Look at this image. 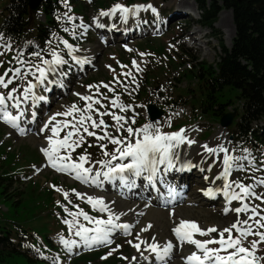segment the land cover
Listing matches in <instances>:
<instances>
[{"label":"rangeland","instance_id":"rangeland-1","mask_svg":"<svg viewBox=\"0 0 264 264\" xmlns=\"http://www.w3.org/2000/svg\"><path fill=\"white\" fill-rule=\"evenodd\" d=\"M6 2L7 0H0V21L2 19L1 12ZM116 3L126 6L152 4L157 9L158 16L150 10L147 12L142 11L138 18L130 19L127 24L120 23L118 18H98L100 11H107L110 6ZM68 4L71 7L69 15L73 16L74 19L69 22L64 18V14L68 9L65 8L64 0H62L61 8L55 11L52 18L56 21L55 24L57 23V26L49 30L51 35L45 40L43 45L35 41L33 29H31V32L28 31L27 33L30 35L21 41H9L0 32V37H2L0 39V51H4V45H11V50L0 56V61H5L3 67H0V74L9 66H18L15 65L14 61L12 65L7 63L12 61L13 56L18 51L24 53L25 59H33L30 53L43 50L42 55L46 59H50L48 52L55 49L69 60V65L63 67V71L68 73L67 77L64 78L65 86L63 88L52 85L49 91H44L43 88L36 90L38 95L45 96L47 100L41 101L33 108L36 112V119L34 122L28 123V125L24 121L32 119L31 113H25L24 121H21V127L25 129V134H20L19 131L0 120V174L14 173L12 183H5L6 188L4 190L0 187V229L10 231L15 237V241L19 244L23 242L22 248H20L21 252L5 254L0 264H52L53 257L57 258V264H127L132 262V257L135 254L138 257L140 255L128 243L129 240L133 241V243H139L136 239V234L139 233L140 235L142 229L140 222L132 224L131 235L125 236L121 232L114 233L111 245L94 246L91 249L74 248L69 253L59 243L61 235L68 239H78L69 233L68 226L63 223L65 219H71L68 213L64 211V207L74 212L78 210L74 206L78 205L79 209H83L90 216L107 219L105 213L94 210L86 202V196L84 198L77 197V192L87 194L86 185L66 173L57 172L48 164L46 157L40 151L41 147L48 146H43L38 137L40 128L49 119V116L58 111H63L66 106L73 103H76L79 107H84L85 102L80 100L74 93L94 95L95 99H100L101 104L106 106V109L101 108L100 111L107 110L117 115L125 116L126 119L135 116L136 123L132 125L133 128L141 127L145 123H153L165 133L176 132L182 128L185 129V135L189 139L196 141L195 146L190 150L193 154L197 152V147L204 144L216 147L220 141H223L227 148L231 147L229 148V153L232 151L231 155L233 156L242 155L243 149H248L256 157L257 164H259L261 159H264L261 156L264 153V145L263 147L259 145L244 147L231 134L232 125L222 127L216 120L218 117L212 118L202 115L199 110H195L197 105L195 104L194 106L192 103H194L196 97L188 102L189 98H191L189 93L195 94L200 89L199 82L196 81L194 76L195 68L199 65L192 62V59L198 58V61L205 65L213 64L222 53L221 44L225 48L231 46L232 38L235 35V25L230 9L220 5L215 21L210 26H207L198 22L200 15L195 0H189L187 5H184L180 0H75L70 2L68 0ZM182 9L184 14L181 13ZM227 13H230L233 25V34L231 36H229L231 32L230 26L222 24V19L228 16ZM43 18V14L38 12L31 17V21L35 24L42 22ZM94 18H98L99 22L104 23L106 27L97 28ZM79 24L88 25L89 27L86 32L83 28L75 29L76 38H73L71 31L65 32L63 30L64 28L71 30L73 25ZM112 24H115L116 27H111ZM124 31L126 32L124 33ZM80 33L84 34L81 36ZM111 33L113 36H111ZM200 34H205V36L202 38ZM61 38L79 47L80 51L76 55L89 57L91 63L80 66L72 62L70 57L66 55L67 50L60 43ZM193 40L197 44L192 43ZM49 41H52V43L49 44ZM129 48L133 51H128ZM141 53L145 55L141 56ZM133 60L139 64L140 71L133 67ZM121 65L127 67L121 68ZM129 70L135 77V83L132 82L131 77L122 75L123 72ZM117 80L120 83H117ZM20 84L21 82L19 81L14 82L13 85H10V88H20ZM102 84H108L114 91L109 92L108 89L103 87H100V94L98 95L95 94V87L89 91L90 85ZM122 85H126V87ZM189 88L193 90L190 92ZM201 89H203L202 85ZM146 90L147 93H144ZM177 93L189 95L187 98L182 99L181 102L173 103L171 96ZM222 94L231 97L229 101L232 104L227 108V111L235 113L241 111V103L234 100V92L232 90L224 91ZM104 96H107L108 99H105ZM116 96H119L120 103L131 106L126 112H120L118 108L111 106L110 101ZM22 104L25 105L26 103ZM149 104L155 105L157 109L159 108L163 112L159 119L154 122L148 120L146 109ZM94 107H99V105H94ZM12 111L16 114V110ZM27 111L29 110L27 109ZM206 117L210 119L206 120ZM94 118H96L95 114ZM103 118L107 124H115V121L110 116ZM57 119H64V117H57ZM186 120L187 122H185ZM258 125L264 126V118L258 122ZM96 131L98 134H103L100 130ZM109 131L113 135H126L123 130L120 133H116L115 129L111 127ZM48 133L49 131L46 130L45 134ZM63 135L64 133L61 132V137ZM99 143L101 142H98L94 137H88L87 143L72 154L73 159L82 154L86 148L91 159L85 167H93L94 171H102V166L95 162L107 160L110 157L103 156ZM103 143L108 142L104 141ZM88 144L93 146L88 147ZM114 147L108 144L106 150L111 151ZM195 157L196 155L190 158L192 165L198 163L196 167H192L194 169L191 173L174 170L168 172L171 178L177 172L185 174V177L181 178L179 186H176L180 195L179 199L175 201L177 203L175 208L188 209L198 217L197 220L203 228L215 225H218V229H222L223 226L228 227V225L225 224V226L223 224V220L228 214H219V200L222 199L219 192H217L218 198L211 202L201 200L199 193L198 199L200 201L198 203L192 205L190 202H185L188 196L184 195L186 193L184 191L191 188L194 192L197 187L208 186L205 185L207 182L205 183L204 177L208 175L209 170L206 171L204 167L200 166L203 161ZM113 163L116 162L113 161ZM201 169L204 170L201 171ZM195 171L196 178L190 181H196L186 185L183 180L186 177H194ZM234 174L236 179H241L245 184L254 182L252 179H246L245 177L264 178V170L256 171L255 173L251 171L246 173L234 172ZM142 181L150 189L151 185L143 177ZM7 182L9 181L7 180ZM138 183L132 190L137 189V192L145 194L149 200L154 202L156 194L154 195L151 189L148 193H145ZM56 188L68 192V199L64 198L63 192H57ZM256 191L264 192V187L257 186ZM110 193L112 194L113 192ZM105 195L106 193L103 190L94 189L91 196L103 198ZM251 203L259 204L260 201L253 200ZM61 205H64V207H61ZM238 205L239 202L235 201L230 209H234ZM261 208H264V204H261ZM79 219L80 223L91 227L82 217ZM250 223L252 222L250 221ZM150 224L152 227L142 234V238L149 243L153 242V237H155V240L161 237L162 229L165 231L163 226H161V229L156 224ZM233 234L238 235L235 231ZM212 237L218 238L215 233L212 234ZM196 238L203 240L210 237L197 236ZM253 239H257V237L250 236L244 242L245 246H249V242ZM113 249L115 251L108 255L109 251ZM193 249L194 246L185 245L182 250H178L177 254H174L171 264H181V257ZM257 254L264 256V244L260 245ZM102 257H106V259H102Z\"/></svg>","mask_w":264,"mask_h":264},{"label":"snow or ice","instance_id":"snow-or-ice-1","mask_svg":"<svg viewBox=\"0 0 264 264\" xmlns=\"http://www.w3.org/2000/svg\"><path fill=\"white\" fill-rule=\"evenodd\" d=\"M64 6L68 9L64 14V18L71 22L74 17L69 15L71 7L68 4V0H64ZM149 10L158 16L157 9L152 4L126 6L116 3L107 11H100L98 18H118L120 23L127 24L130 19L138 18L142 11L147 12ZM98 18H94L95 26L97 28H105L106 25L99 22ZM88 27V25L79 24L73 25L71 30L69 28H64L63 30L65 32L71 31L73 38H76L75 29L83 28L86 32ZM111 27L115 28L116 25L112 24ZM83 34L80 33L81 36ZM48 43L51 44L52 41ZM60 43L67 50L66 55L76 65L83 66L91 63L89 57L76 55L80 51L79 47L62 38ZM3 48L4 51H0V56L10 51L11 45L6 44ZM42 51L37 50L30 53L33 59H25L24 53L18 51L13 56L12 61L7 62L12 65L14 61L15 65L18 66H9L0 74V120L13 129L18 130L22 135L25 134V129L21 127V121H24L27 111V109L21 107L22 103L30 101L29 107L35 108L41 101L47 100L45 96L38 95L36 90L43 88L44 91H49L52 85L63 88L65 86L64 78L68 75L67 72L63 71V67L69 65V60L64 55L52 49L48 52L51 58L46 59L42 55ZM128 51L133 50L129 48ZM143 55L145 54L141 53V56ZM4 63L5 61H0V67H3ZM132 65L137 71L141 70L137 61L133 60ZM124 67L127 66L121 65V68ZM122 75L131 77L132 82L135 83V77L131 70L123 72ZM17 81L21 82L20 88H10V85ZM117 83H120V81L117 80ZM122 86L126 87V85ZM93 87L96 89V95L100 94V87L108 89L109 92L114 91L108 84L90 85L89 91ZM74 95L85 102L84 107H79L76 103L66 106L63 111H58L51 115L39 130L40 133H44L46 130L51 133L45 137L48 141V146L40 149L48 164L57 172L66 173L88 187L102 188L105 181L110 183L118 181L122 188L132 189L136 187V179L143 177L163 197L160 189L156 187V182L159 181L166 188L167 196L171 198L165 199L162 206L167 207L173 203L180 193L177 192L176 187L166 181L164 178L165 174L174 169L176 171H184L195 166L191 164V161L181 162L179 151L181 146L187 145L191 147V145L196 143L195 140L189 139L185 135L186 130L182 128L176 132L165 133L153 123H145L141 127L133 128L132 125L136 123L135 116L126 119L125 116L117 115L107 110L100 111L101 108L106 109V106L101 104L100 99H95L94 95H83L80 93H74ZM104 98L108 99L107 96H104ZM110 103L113 108H118L120 112H126L131 107L120 103L119 96L111 99ZM94 105H99V107H94ZM12 110H16V114ZM94 114L96 118H94ZM105 116H110L115 121V124H107L103 118ZM57 117H64V119H57ZM31 118V121L24 122H34L36 119L35 111L31 112ZM110 127L114 128L116 133H120L123 130L126 135H113L109 131ZM96 130H100L103 134H98ZM61 132L64 133L62 137ZM88 137H94L98 142H101L99 147L103 156L110 157L107 160L95 162L101 165L102 168L107 169L106 171H94L93 167H85L91 159L86 148L82 154L73 159L72 154L87 143ZM104 141L108 143H103ZM108 144L115 146L113 150H106ZM92 146V144H88V147ZM202 147L209 156H219L220 153H223L222 170L216 176V180L223 181L222 188L216 191L209 188L204 194L209 197H215L217 192H222L227 204H231L233 201L240 202V206L234 209H230L227 206L224 208L225 214L230 211L234 212L236 220L230 226L218 229L215 226L203 228L195 220L180 219L171 228L175 243L172 240H168L163 244L157 242L149 243L140 239V235L137 233L136 239L139 243L128 241L140 254L139 257H132V260L137 261V264H140L141 261L147 262V264H171L175 250L178 248L182 250L185 245L194 246L195 250L181 257L183 264H264V256L257 254L260 245L264 244V231H262L264 229V208H261V204H264V192L256 191L257 186L264 187V178L245 177L254 181L248 184H245L241 179H230L234 172L246 173L251 171L255 173L256 171L264 170V159H261L259 164H257L256 157L248 149H243L242 155L233 156L223 144H219L216 147H209L204 144ZM261 156L264 157V153ZM113 161H119V163H113ZM124 161H127V163ZM161 166H163V169ZM203 170L201 169V171ZM208 170H212L211 166H209ZM56 191L63 192L64 198L68 199V192L60 188H56ZM76 195L78 198L86 196V202L94 210L100 213H107V219L90 216L83 209H79L78 205L74 206L78 209L74 212L61 205L71 217V219H65L63 223L68 226L69 233L78 238L68 239L62 235L59 237V243L67 252L71 253L74 248H80L81 246L85 249H91L94 246L111 245L113 242L112 236L117 231H120L125 236L132 234L133 225L118 223L121 216L126 215V213L115 212L109 204L105 203L102 197H93L79 192ZM253 200L260 201V203L252 204L251 201ZM140 214L142 215L143 213ZM241 214H247L246 218L241 219ZM80 217L91 227L80 223ZM151 227L152 225L148 224L141 231L147 232ZM234 231L238 235H234ZM214 233L217 234L218 238L212 237ZM197 236L210 238L201 240L196 238ZM250 236H255L257 239L251 240L249 246H245L244 242ZM152 239L155 241V237ZM141 245L145 246L143 250H141ZM112 251H115V249L109 251L108 255H111ZM145 252H149L151 255H145ZM102 259H106V257H102ZM52 264H57V258H52Z\"/></svg>","mask_w":264,"mask_h":264},{"label":"trees","instance_id":"trees-1","mask_svg":"<svg viewBox=\"0 0 264 264\" xmlns=\"http://www.w3.org/2000/svg\"><path fill=\"white\" fill-rule=\"evenodd\" d=\"M28 1L7 0L1 12L0 32L8 40L21 41L30 35L27 32L33 29L35 41L43 45L51 35L49 30L57 26L52 18L55 11L61 8L62 0H43L40 12L44 20L35 24L31 17L37 12L30 11ZM195 2L200 15L198 22L207 26L215 21L220 5L230 9L235 35L230 48H225L221 44L222 53L213 64L205 65L198 61V58L192 59V62L199 65L195 68L194 76L199 82L200 89L195 94L189 93L191 98L188 102L196 97L192 103L194 106L197 105L195 110H199L202 115L218 117L216 120L219 123L221 116L229 112L227 108L232 104L229 101L231 97L222 93L232 90L234 100L241 103L242 109L235 113L232 119L231 134L243 146L263 147L264 126H259L258 122L264 118V0H195ZM189 90L191 92L193 89ZM144 93H147V90ZM189 94H173L171 101L181 102ZM208 119L210 118L206 117V120ZM13 174L11 172L0 174L2 190L6 188L5 183H12ZM15 240L10 231L0 229V262L3 261L5 254L21 252L22 246Z\"/></svg>","mask_w":264,"mask_h":264},{"label":"bare ground","instance_id":"bare-ground-1","mask_svg":"<svg viewBox=\"0 0 264 264\" xmlns=\"http://www.w3.org/2000/svg\"><path fill=\"white\" fill-rule=\"evenodd\" d=\"M180 1H182L184 5H187L189 3V0H188V2H187V0H180ZM181 13L184 14L183 9L181 10ZM229 14L224 19H222V24L230 26L231 32H230L229 36H231L233 34V25H232L231 16ZM217 22H219V21H217ZM125 32L126 31H124V33ZM115 33H117V32H115ZM111 36H113L112 33H111ZM203 36H205V34L201 35L202 38H203ZM192 43L197 44V42L195 40H193ZM30 103L31 102L29 101L25 105L22 104V107H26L23 109L29 110L26 112V114L28 112L30 114L32 111H34L33 108L29 107ZM27 125H28V123H27ZM50 134H51L50 131L48 134H45V132L39 133L38 139L43 146L48 145V141L45 139V137L47 135H50ZM219 144H223L226 147V145L223 141H220ZM194 146H195V144L191 145V147H189L187 145L181 146V148L179 149L181 162L186 161V160L190 161V158L196 155V157H195L196 159L203 161V163H200V166L204 167L206 169V171L209 169V166H211L212 170L208 172L207 176H205V177H207V179H205V177H204L205 183L207 182V184H205V185H208L207 187H203V188L197 187V189H195L194 192H193V190H191V188L184 191V193L185 192L186 193L185 194L183 193V194L188 196L185 202L186 203L190 202L192 205L194 203H198L200 201L198 199L199 195L201 196V200L208 201L204 198L203 194L201 193L204 189L211 188L214 191H216L217 189L222 188V184H223L222 180H216V176L222 170L221 159H222L223 153H220L219 156H209L204 151L203 147L200 146V147H197L198 148L197 152H194V154H193L192 152H190V150ZM209 147H212V146L210 145ZM229 148H231V147L229 146ZM230 154H232V151ZM124 162L127 163V161H124ZM197 164L194 163V165H195L194 167H196ZM161 168L163 169V166H161ZM193 169L194 168H192L191 171H193ZM106 170L107 169L103 168L102 171H106ZM174 171H176V170L174 169ZM189 173H191V172H189ZM193 176L194 177H192V178L186 177L183 180V182L186 183V185H188L189 183H192V182L194 183V181H196V180H193L192 182L190 180L196 178V171H195ZM184 177H185V174L182 172H177L176 174H174L173 178H171L169 176V173L165 174V176H164L166 181L174 187L179 186V183H181L180 182L181 178H184ZM230 179H236L234 173ZM138 180H140L139 183H138ZM137 183H138V185H140L142 187V189L144 190L145 193H148V191H150V189H151V191L154 192L153 194L154 195L156 194V199L154 202L149 200L145 194L137 192V189L132 190L133 189L132 188L131 191H129V189H127V188H122L119 185L118 181L115 183H110V182L105 181L102 188L88 187L86 185V193L92 195L94 189L103 190L106 193V195L103 197V199L105 200V203L109 204V206L117 213H126V215L121 216L120 221H118V223L125 222V223L132 225L134 222H140L142 229L145 228L150 223L156 224L160 228H161V226H163L165 228V231L161 228L162 232H163V233H161L162 238L160 237L153 242L163 244V243L167 242L168 240H172L175 243V237L171 232V228L174 226V223L179 222L180 219L195 220L198 222V220H197L198 217L196 215H194L192 212H190L188 209L175 208V207H177L176 206L177 203H175V201L177 199H179L178 198L179 196L173 201V203L169 204L167 207L162 206L165 199H171V198L167 196L166 188L159 181L156 182V187L160 189V193L163 194V197L160 194H158L152 186L149 189L148 185L142 181V177L136 179V184ZM110 192H113V193L111 194ZM141 192H142V190H141ZM198 193H199V195H198ZM219 193H220V196L222 197V199L219 200L220 201L219 206H218L219 207L218 208L219 214L224 215L225 214L224 213L225 206L231 208L232 207L231 205L235 201H233L231 204H227L226 199L223 196V193L222 192H219ZM208 202H211V201H208ZM239 206H240V202H239L238 207ZM200 209H202V208H200ZM196 211H198V210H196ZM209 212H210V210H209ZM140 213H143V214L141 215ZM170 213H174V214L170 215ZM105 214L107 215V213H105ZM227 214H228L227 217H225V219L223 218L224 219L223 224L230 226L236 220V214L232 211H230V213H227ZM246 215L247 214H241L240 218L245 219ZM217 226L218 225H215V227H217ZM119 232L120 231H117L116 233H119ZM142 234H143V231L140 232V239H143ZM143 249H144V245H141V250H143ZM178 250H181V249L178 248L177 250H175L174 254L175 253L177 254ZM194 250H195V248L192 251H194ZM181 253H183V252L181 251ZM189 253H185L184 256H186ZM145 255H151V253L147 252V253H145ZM135 256L138 257L137 254H135ZM173 257H174V255H173ZM144 263H147V262H143V261L140 262V264H144ZM182 263H183V261L181 260V264ZM127 264H137V261L132 260V262H128Z\"/></svg>","mask_w":264,"mask_h":264},{"label":"water","instance_id":"water-1","mask_svg":"<svg viewBox=\"0 0 264 264\" xmlns=\"http://www.w3.org/2000/svg\"><path fill=\"white\" fill-rule=\"evenodd\" d=\"M42 1L43 0H29L28 5L30 11L32 12L38 11ZM147 114L149 115V120L153 122L156 121L162 115V111L160 109H157L155 105L149 104L147 107ZM233 115L234 113L224 114L220 119V126L227 127L228 125H230L232 122Z\"/></svg>","mask_w":264,"mask_h":264}]
</instances>
